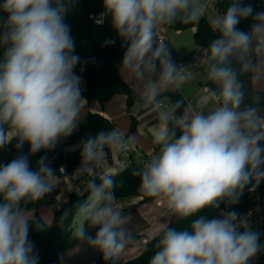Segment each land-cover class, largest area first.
I'll list each match as a JSON object with an SVG mask.
<instances>
[{
  "label": "clouds",
  "instance_id": "9594fccd",
  "mask_svg": "<svg viewBox=\"0 0 264 264\" xmlns=\"http://www.w3.org/2000/svg\"><path fill=\"white\" fill-rule=\"evenodd\" d=\"M76 3H0L5 14L0 16V149L13 140L17 149L11 161L0 164V264H39L30 228L50 226L26 207L41 201L62 177L46 154L35 169L30 156L54 150L81 121L86 100L75 69L82 61L66 22ZM214 8L215 0H103V11L93 17L97 24L110 21L124 49L119 72L138 85L142 106L156 113L155 151L134 173L139 190L162 201L177 222L196 217L187 228L162 227L149 264H251L264 253L261 234L247 217L234 211L197 215L222 202L236 204L248 185L251 191L264 181V7L230 0L224 11ZM206 16L215 35L196 64L203 63L211 86L190 102L168 100L166 94L181 90L193 71L177 62L161 34ZM246 20L248 27H240ZM115 43L106 39L104 46ZM131 144V137L114 128L82 137L75 146L80 156L75 175L89 176L87 195L64 211L60 223L73 217L74 246L94 250L105 264H121L133 240L110 169L111 158L124 156ZM64 259L61 254L60 264Z\"/></svg>",
  "mask_w": 264,
  "mask_h": 264
},
{
  "label": "trees",
  "instance_id": "16d2710c",
  "mask_svg": "<svg viewBox=\"0 0 264 264\" xmlns=\"http://www.w3.org/2000/svg\"><path fill=\"white\" fill-rule=\"evenodd\" d=\"M257 10L264 7V0H249ZM2 3V0H0ZM230 0H219L218 10L222 12L225 10ZM103 11V0H77L76 7L66 16V22L71 25L72 35L76 42V53L81 57L82 63L75 69L76 73L85 81V88L83 90V98L88 101H97L101 105L109 101L116 95L126 96L127 111L130 114V127L128 136L137 133L139 127V118L146 112L138 100L137 90H135L120 74L119 66L123 58L124 49L121 46V41L118 39L116 33L112 30L110 21L108 19L102 25L95 23L93 17L98 16ZM5 14L0 12V16ZM250 21H242L240 27L247 28ZM194 28V42L197 48L205 49L210 40L214 37L210 24L206 18L201 19L199 24H176L172 28L175 31H183ZM106 39H114L116 43L109 46H104ZM170 46L173 47L172 52L174 58L178 63L185 64L187 59L195 54L191 53L185 60H181L177 54V50L169 39H165ZM2 55V50H0ZM86 61V63H84ZM81 68L83 70H81ZM205 86L208 88L211 85L206 82ZM168 100H176L185 97L178 90L169 91L166 94ZM185 102H188L185 99ZM139 104L137 114H132V109ZM115 125L100 113H88L86 121L75 131L71 136L64 138L62 145L55 147L54 150L41 151L35 155L30 156L31 166L37 167V161L41 156L47 155L50 166L58 171L61 165H65L68 173L73 172L80 165L79 149L75 147L79 144L82 137L94 135L101 130L114 129ZM116 129V128H115ZM16 141L13 140L11 144L4 149H0V164L11 161L17 155L15 148ZM24 152L28 151V145L25 144ZM139 169L137 166H132L122 171L118 169L117 176L118 185L116 188V198H126L130 196H138L144 203L151 202L155 198L146 196L139 190L140 180L134 173ZM251 185H248L235 204L238 212L247 211L255 204V199L248 192ZM260 194L264 197V181L259 185ZM87 192L83 190L81 193L71 192L67 202L63 203L60 210L53 211V221L50 227L44 231H37L35 227L30 228L29 239L34 242L36 251L39 254V264H60L59 257L64 254L65 259L67 254L75 248L73 241L70 240L69 235L75 224V219L68 217L62 224L60 217L64 211L78 200L86 198ZM226 203L222 202L218 208H208L202 210L197 215H205L208 218L218 217L220 209ZM35 218L40 219L46 223L43 218L35 213ZM177 222L175 217L171 219L167 226L176 227L178 229L187 228L192 219ZM47 224V223H46ZM91 230V229H90ZM89 230V231H90ZM158 236L149 239L141 254L121 264H149L151 256L156 251L155 243ZM261 239L264 240V223L262 225ZM64 259V262H65ZM94 264H105L102 257L98 254L97 260ZM259 264H264V254Z\"/></svg>",
  "mask_w": 264,
  "mask_h": 264
},
{
  "label": "crops",
  "instance_id": "0c3cea01",
  "mask_svg": "<svg viewBox=\"0 0 264 264\" xmlns=\"http://www.w3.org/2000/svg\"><path fill=\"white\" fill-rule=\"evenodd\" d=\"M194 32H195V29H194ZM185 65L190 66L189 60L185 63ZM122 77L135 90H137L138 85L135 82L125 78L123 75ZM82 81H83L82 88L84 90L85 81L83 79ZM191 82L195 83L196 88L193 87V89L192 88L189 89ZM206 82L207 81L204 79V73H200L199 71L198 73H196V78L194 79L192 77L179 91L182 93L185 99L188 102H190L194 100L198 94L203 92L204 89L207 88L205 86ZM173 90H176V89H173ZM173 90H170V91H173ZM126 99L127 98L124 95H116L113 98H111L109 101L104 103L103 105H101L97 101H91V102L85 101L84 107L81 113V121H80V124L78 125V128L86 121L88 113H100L104 117L108 118L115 125L116 129L122 130L123 133L126 136H128L131 121H130V114L127 111ZM139 107H140L139 104H137L134 107V109H132L131 113L134 115L137 114ZM156 124H157V118H156L155 112L150 110L144 113L139 118V127H138L137 133L130 136L133 141V144L131 146H137V147H141L144 149L155 147L152 143V138L155 132ZM63 142H64V139H62L57 144L56 147L62 145ZM32 168L35 169L36 166L34 165ZM76 169L73 172L68 173V175L66 176H62L57 172V175H60L62 177L61 183L56 188H54L53 191L48 193L41 201H38L34 204L27 205L26 210L29 211V214L34 217L35 213H38L43 218V220L48 225H50L53 221L52 204L56 202H61V203L67 202L69 199L70 193L73 191L72 187L74 186V184L81 183L85 181V179L87 178V175H79V174L75 175ZM84 190H86V185L84 186ZM49 209H51V211Z\"/></svg>",
  "mask_w": 264,
  "mask_h": 264
},
{
  "label": "rangeland",
  "instance_id": "374dc122",
  "mask_svg": "<svg viewBox=\"0 0 264 264\" xmlns=\"http://www.w3.org/2000/svg\"><path fill=\"white\" fill-rule=\"evenodd\" d=\"M205 18L209 22V17L206 16ZM165 32L166 38L174 44L181 60H185L194 51L195 54L190 57L191 59L188 58L187 61L189 60V64H191V62L196 60L201 49L197 48L194 42V28L183 31L165 29ZM188 67L193 71L192 77L194 79L196 78V73L199 71L200 73H204V65L202 62L200 66L191 65ZM193 87L196 88L195 83L191 82L189 89H193ZM261 198L264 203V197L262 195ZM121 202L126 205L123 214L127 217V229L133 237L132 242L121 258V262H126L139 256L143 251L145 241L156 236L160 229L167 226L173 217H169L170 213L163 202L158 199L144 203L138 196H130L122 198ZM49 210L51 211V209ZM94 232L95 229L90 230V233L94 234ZM97 257L98 253L94 250L87 249L86 246H81L80 250L75 247L67 254L64 264H94Z\"/></svg>",
  "mask_w": 264,
  "mask_h": 264
},
{
  "label": "built area",
  "instance_id": "2783aa9c",
  "mask_svg": "<svg viewBox=\"0 0 264 264\" xmlns=\"http://www.w3.org/2000/svg\"><path fill=\"white\" fill-rule=\"evenodd\" d=\"M218 1L219 0H215V8H214L215 13H219ZM99 25H102V24H99ZM161 39H163V40L166 39L165 30L161 34ZM201 50H203V49H201ZM191 65L196 66L197 65L196 60L191 62L190 66ZM197 66H200V63ZM153 151H155V147H152L149 149H144V148L137 147V146H130L129 151L124 156H122V157L121 156H115V157L111 158L110 169H111L112 173L115 175L117 173L118 169L121 168V165H123V169L129 168L132 166H137V167L141 168L143 163L148 159L149 155ZM60 167H63L65 169V172L63 174H61L59 172ZM60 167L58 168L57 172L62 176L68 175V171H67L65 165H61ZM88 179H89V176H87L85 181H83L81 183L74 184V186L72 187V190H73L72 192L81 193L84 190V186L87 184ZM248 192L255 199V204L251 208H249L247 211H244V212H238L235 208V204H231V205L225 204L220 209L218 217H222V215L227 213V212L234 211L240 217H247L249 225L252 227V229L260 232V234H261L262 233V225L264 223V203H263L262 198H261L259 186H257L254 190H251V191L249 190ZM121 199L122 198H117V205L124 212L126 205L122 204ZM62 205H63V203H61V202H56V203L52 204L53 211L60 210L62 208ZM263 241L264 240L261 239V242H263ZM145 242H147V241H145ZM263 254L264 253L258 254L257 257H255L252 260L251 264H259L261 262Z\"/></svg>",
  "mask_w": 264,
  "mask_h": 264
},
{
  "label": "water",
  "instance_id": "95a60500",
  "mask_svg": "<svg viewBox=\"0 0 264 264\" xmlns=\"http://www.w3.org/2000/svg\"><path fill=\"white\" fill-rule=\"evenodd\" d=\"M56 173H57V171H56Z\"/></svg>",
  "mask_w": 264,
  "mask_h": 264
}]
</instances>
